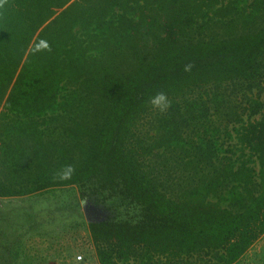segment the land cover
<instances>
[{
    "label": "trees",
    "instance_id": "16d2710c",
    "mask_svg": "<svg viewBox=\"0 0 264 264\" xmlns=\"http://www.w3.org/2000/svg\"><path fill=\"white\" fill-rule=\"evenodd\" d=\"M76 188L100 264L242 259L264 234V0H0V200ZM116 199L137 213L95 217ZM64 201L16 240L6 212L0 264L84 226Z\"/></svg>",
    "mask_w": 264,
    "mask_h": 264
},
{
    "label": "rangeland",
    "instance_id": "374dc122",
    "mask_svg": "<svg viewBox=\"0 0 264 264\" xmlns=\"http://www.w3.org/2000/svg\"><path fill=\"white\" fill-rule=\"evenodd\" d=\"M81 188H76V190H65L63 192L55 190L54 194H40L35 195L34 197L26 196L1 199L0 208L3 210L0 211V223H9V219H6V214L12 213L13 216V225L15 228V240L17 235L22 233L23 229L26 228V220L32 217L31 204H36L37 199H40L41 204L47 202H56L60 199L65 200L62 204H65L70 209L75 210L77 219L80 218V222L84 221V226H75L74 229L65 228L63 232H57L54 228L51 230V224L46 225L45 235L41 237L38 234H33L27 236L26 247L22 248L24 255H20L19 258L14 260L13 264H100L92 239L88 233L87 226V215L85 214V205L84 201L79 199ZM108 194L106 193L105 196ZM117 195V194H116ZM55 196L53 201L49 200V197ZM119 198V197H118ZM29 200L30 204H27ZM101 201V199H100ZM59 203L54 204L53 206ZM116 207L110 206L109 209L105 208V205L100 203L96 204L91 202L92 208L96 209V212L100 214V217L105 219L113 216H117L121 219H127L134 216L137 213V210L126 205L121 204L119 199L115 200ZM43 207L42 205H39ZM29 207V209H28ZM43 212L49 213L50 210ZM8 212V213H6ZM42 232V230H41ZM41 237V238H40ZM4 239H0V246H6ZM10 247V246H8ZM20 251V250H19ZM28 255L29 260H26ZM9 260V259H8ZM2 264H11L9 261ZM129 264H138V263H129ZM183 264H219L211 263L206 260H196L190 263ZM234 264H264V234L261 238L245 253V255L238 262Z\"/></svg>",
    "mask_w": 264,
    "mask_h": 264
},
{
    "label": "clouds",
    "instance_id": "9594fccd",
    "mask_svg": "<svg viewBox=\"0 0 264 264\" xmlns=\"http://www.w3.org/2000/svg\"><path fill=\"white\" fill-rule=\"evenodd\" d=\"M150 103L153 108L160 111H165L169 107V100L167 94L164 92H157L150 97ZM73 169L71 166H66L58 175L60 180H68L71 178Z\"/></svg>",
    "mask_w": 264,
    "mask_h": 264
},
{
    "label": "flooded vegetation",
    "instance_id": "af4514ba",
    "mask_svg": "<svg viewBox=\"0 0 264 264\" xmlns=\"http://www.w3.org/2000/svg\"><path fill=\"white\" fill-rule=\"evenodd\" d=\"M91 207H92V206H91ZM92 211H93V214L95 215V217H97V218H101V217H100V214H98V213L96 212V209L92 208Z\"/></svg>",
    "mask_w": 264,
    "mask_h": 264
}]
</instances>
